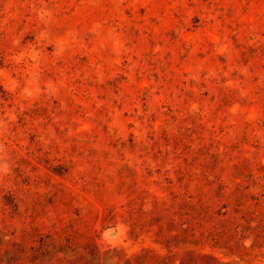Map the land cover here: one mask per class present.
I'll return each mask as SVG.
<instances>
[{
  "label": "rangeland",
  "instance_id": "rangeland-1",
  "mask_svg": "<svg viewBox=\"0 0 264 264\" xmlns=\"http://www.w3.org/2000/svg\"><path fill=\"white\" fill-rule=\"evenodd\" d=\"M146 253L264 264V0H0V264Z\"/></svg>",
  "mask_w": 264,
  "mask_h": 264
},
{
  "label": "trees",
  "instance_id": "trees-1",
  "mask_svg": "<svg viewBox=\"0 0 264 264\" xmlns=\"http://www.w3.org/2000/svg\"><path fill=\"white\" fill-rule=\"evenodd\" d=\"M177 257H175V254H167L163 257L162 261H160V264H163L166 262L167 264H177ZM155 256H152L148 253L146 254H138L135 257H127L124 264H156ZM171 262V263H170ZM183 262V261H181Z\"/></svg>",
  "mask_w": 264,
  "mask_h": 264
},
{
  "label": "bare ground",
  "instance_id": "bare-ground-1",
  "mask_svg": "<svg viewBox=\"0 0 264 264\" xmlns=\"http://www.w3.org/2000/svg\"><path fill=\"white\" fill-rule=\"evenodd\" d=\"M117 232V231H116ZM117 236H118V233H117ZM113 237H116L115 235H113Z\"/></svg>",
  "mask_w": 264,
  "mask_h": 264
}]
</instances>
